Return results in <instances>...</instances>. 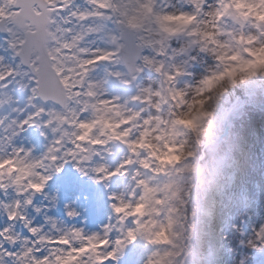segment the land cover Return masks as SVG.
I'll list each match as a JSON object with an SVG mask.
<instances>
[{
    "label": "clouds",
    "instance_id": "clouds-1",
    "mask_svg": "<svg viewBox=\"0 0 264 264\" xmlns=\"http://www.w3.org/2000/svg\"><path fill=\"white\" fill-rule=\"evenodd\" d=\"M100 5L111 67L82 77L79 95L60 87L43 151L0 147V214L11 222L0 228V264H256L264 217L245 227L238 208L253 166L249 112L264 110V0ZM111 79L133 91L108 94ZM30 114L40 128L41 113ZM67 163L106 200L94 229L67 222L81 216L79 195L63 204L64 220L25 218L37 194L56 207L59 189H44Z\"/></svg>",
    "mask_w": 264,
    "mask_h": 264
},
{
    "label": "rangeland",
    "instance_id": "rangeland-1",
    "mask_svg": "<svg viewBox=\"0 0 264 264\" xmlns=\"http://www.w3.org/2000/svg\"><path fill=\"white\" fill-rule=\"evenodd\" d=\"M71 7L73 9L79 7L81 10H91L93 5L88 3V0H72ZM101 21L96 17H89L81 22H76V30H80L81 26L99 28ZM105 27L106 25L103 24ZM3 36H0V43H2ZM81 47L89 49H101L102 38L98 40L97 31L86 34L80 42ZM10 54V53H9ZM0 56L5 59L3 63L8 64V60H14L11 54L4 47H0ZM111 67V62L106 63L97 61L90 66L89 74L90 81L99 80L104 75L105 67ZM199 68L194 67V71H199ZM25 78L18 77L15 83L8 84L5 88H0V147H3V141L8 140L9 146L33 147L35 153L44 150L45 145L52 138V134L43 125V120L47 119V115L42 118L41 127L37 128L35 124H23L19 122L24 120L30 113L35 111V108L28 103V97L31 95L30 86L20 87V84H27ZM108 94H130L133 89L124 86L119 81L113 79L111 84L106 85ZM33 104L41 106L37 98L33 99ZM46 113L49 109H56L53 105H45ZM35 119V118H34ZM15 121V123H13ZM11 125V127H8ZM19 125V128H17ZM43 132V134H41ZM247 137L251 143V150L253 155V166L250 169L244 187L241 189L240 204L238 210L244 213L243 224L247 227L250 223H258L264 217V110L256 109L249 112ZM121 149H116L118 157ZM58 177H60L58 179ZM54 180V184L52 181ZM48 183L44 191L50 192L51 189L57 188L58 200L55 208L46 207L48 201L43 198L42 194H37L33 198L32 205L26 209L25 218L30 221L32 225H39L43 223V215L59 217L66 219L63 213V204L71 200L73 197L79 195L80 199L77 205L81 210V216L71 218L69 223H76L89 229L96 228L105 219L106 200L102 191L97 185H94L87 177L81 176L70 163L65 164L61 172L54 175ZM4 195L0 193V199ZM44 205L41 212L37 213L35 207ZM241 223L240 220L235 221ZM3 225L4 221L0 220ZM14 227L20 232L22 236H30L27 229L21 221H15ZM226 235L232 238V244H236L235 236L231 232H226ZM7 247V245H5ZM256 264H264V256H257L255 258ZM106 264H112L107 261Z\"/></svg>",
    "mask_w": 264,
    "mask_h": 264
},
{
    "label": "snow or ice",
    "instance_id": "snow-or-ice-1",
    "mask_svg": "<svg viewBox=\"0 0 264 264\" xmlns=\"http://www.w3.org/2000/svg\"><path fill=\"white\" fill-rule=\"evenodd\" d=\"M88 3L102 6L100 0ZM71 5L72 0H0V33L4 34L0 47L9 50L13 59L18 58L13 65L3 63L5 58L0 56V88L16 77L25 78L28 83L20 87L30 86L28 103L39 113L45 109L33 104L34 98L62 104L61 86L79 95L82 77H87L90 66L109 59L102 49L80 46L86 34L98 29L75 27L76 22L98 18L100 13ZM54 110L49 109V114ZM28 123L27 118L19 122Z\"/></svg>",
    "mask_w": 264,
    "mask_h": 264
}]
</instances>
